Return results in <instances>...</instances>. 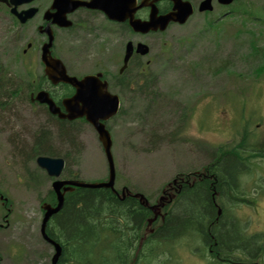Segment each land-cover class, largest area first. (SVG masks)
I'll return each mask as SVG.
<instances>
[{
  "label": "rangeland",
  "instance_id": "374dc122",
  "mask_svg": "<svg viewBox=\"0 0 264 264\" xmlns=\"http://www.w3.org/2000/svg\"><path fill=\"white\" fill-rule=\"evenodd\" d=\"M245 4L264 9V0ZM228 20L220 29L193 20L148 37L152 48L145 60H154L148 74L121 93L123 110L108 123L117 155L116 188L128 186L155 202L179 173L201 171L218 147L241 143L244 135L234 136L238 131L253 127L252 142L258 136L264 143V67L260 62L264 60V27L253 20L245 27L238 17L235 22ZM102 42L96 40L77 54L69 50L64 57L76 72L88 71L105 57ZM110 48L120 50V44L113 41ZM5 66L7 74L27 82V72L20 64ZM135 70L131 69V76ZM26 94L14 100L13 109L0 110V192L5 194L0 198V264H52L54 250L40 232L41 200L48 197L52 179L37 165L36 151L31 150L40 131L49 137L46 150L68 157L62 178L92 182L108 176V162L94 128L84 121L66 124L48 113L33 111ZM46 119L49 125L43 127ZM61 124L70 127L72 138L61 134ZM255 163L260 165L255 168L258 173L250 170L247 177H241L242 187L249 190L260 172L264 173V159H252ZM251 175L254 179H249ZM261 182L264 186V179ZM254 189L253 197L246 195L256 206L228 209L231 216H237L236 224L247 230L244 237L253 234L252 228L264 232V196L258 203L262 193ZM52 229L60 230L55 225ZM60 237L66 243L67 238ZM181 240L174 243L177 247L171 259L166 250L158 260L140 264H208L200 249L192 243L189 249L179 246ZM259 242L258 247H263L264 237ZM66 247L62 264H81L74 244L67 242ZM205 256L210 257L208 251Z\"/></svg>",
  "mask_w": 264,
  "mask_h": 264
},
{
  "label": "flooded vegetation",
  "instance_id": "af4514ba",
  "mask_svg": "<svg viewBox=\"0 0 264 264\" xmlns=\"http://www.w3.org/2000/svg\"><path fill=\"white\" fill-rule=\"evenodd\" d=\"M251 0H0V110L13 109L14 100L23 98L26 94L33 111L48 113L55 120L73 124L83 119L69 120L51 114L47 103L40 102L36 96L41 91H47L62 111L66 112L63 99L72 96L76 89L67 83L53 84L45 73L43 60L44 46L52 38L50 55L62 60L70 75L82 78L88 74H99L103 81H107L109 91L120 96V108L123 110L121 93L131 88L133 81L139 82L146 77L148 67L154 61L147 55L136 52L139 43L149 45V54L152 45L149 36L164 34L169 28L185 26L193 20H201L203 26H212L220 29L232 18L241 12L242 5ZM81 3L80 5H77ZM112 7V14L106 13L108 4ZM156 9L157 15L174 14L165 30H151L147 33L136 31L130 25V16L147 20ZM191 14L186 21L181 22L180 17L189 11ZM182 12V14H179ZM32 14V17L22 21L21 17ZM55 18L61 19L62 24ZM71 21L72 23L68 25ZM107 35L109 38H103ZM96 40L103 41L101 48L105 54L102 61L96 60L93 68L76 72L71 63L65 59L66 52L77 54L79 49H87L90 43ZM113 41L120 44V50L113 51L110 46ZM129 43L133 44L134 53L129 60L127 68L121 71L124 56ZM108 45V46H107ZM102 53V54H103ZM94 54V53H92ZM148 54V55H149ZM103 56V55H102ZM5 63L20 64L27 72V82L7 74ZM82 65V64H81ZM136 68L131 76L130 71ZM38 72V73H37ZM68 114V113H67ZM50 116V117H51ZM49 125L47 119L43 127ZM116 158V153L114 154ZM179 184L170 189L177 190ZM123 198L130 203L144 205L141 198L129 188L118 190ZM119 196V197H121ZM118 197V196H117ZM136 202V203H135ZM140 204V205H139ZM0 222V229H1ZM141 232V231H140Z\"/></svg>",
  "mask_w": 264,
  "mask_h": 264
},
{
  "label": "trees",
  "instance_id": "16d2710c",
  "mask_svg": "<svg viewBox=\"0 0 264 264\" xmlns=\"http://www.w3.org/2000/svg\"><path fill=\"white\" fill-rule=\"evenodd\" d=\"M0 92H4L1 87ZM60 128L63 136L73 137L70 127L65 128L61 124ZM35 139L32 151L52 153L50 148H44L49 137L40 131ZM226 153L235 151L228 149ZM221 162L220 169L216 166L212 168L217 173L219 184L222 176L233 178L239 166V161L231 155L224 156ZM48 200L55 202L53 191L49 192ZM136 204L117 198L110 189H77L66 195L63 209L49 229L56 240L64 235L67 238L65 244H74V252L81 264H139L143 260L153 261L164 255L172 242L186 236H190L195 243L199 239L207 245L210 243L212 257L233 263L230 257L234 254L232 252L240 247L244 249L246 244L254 241V238H242L231 219H223L221 226H218L214 200L205 183L186 185L176 207L167 210L163 220L158 219L151 225L154 232H143V242L137 237L141 236L139 231L144 227L148 229V220L153 212L148 206L139 204L138 207ZM53 225L60 229L58 233L51 228Z\"/></svg>",
  "mask_w": 264,
  "mask_h": 264
},
{
  "label": "water",
  "instance_id": "95a60500",
  "mask_svg": "<svg viewBox=\"0 0 264 264\" xmlns=\"http://www.w3.org/2000/svg\"><path fill=\"white\" fill-rule=\"evenodd\" d=\"M108 7L104 8L109 15L112 14V7L107 4ZM191 10L180 17V21H186L187 17L191 14ZM156 9H153V14L150 21H140L133 18L132 14L130 16L131 25L140 31H148L150 28H161L165 29L167 24L172 19H177L174 14H167L157 17ZM179 14H182L180 12ZM32 14L21 18L22 21H25L28 17H31ZM59 18H55L56 22H60ZM52 38L49 43L44 46L43 60L46 64V74L54 82H66L71 83L77 87V92L71 98L64 100V106L69 111V114H63L60 112V109L57 108L53 100L49 97V94L46 92H41L37 95V99L41 102H47L50 106V109L53 113H59L62 118L74 119L77 117H86V119L93 125L99 135V139L104 147L108 164H109V178L104 182H84L78 180H56L53 183V188L56 191L58 203L55 207L50 204H45L44 209H46L45 217L42 224V233L46 239L55 244L56 253L53 257V264H57L60 255L62 253V247L59 243L50 239L46 234V226L49 218L58 213L63 205L65 199V193L68 191L74 190L75 187H86V188H113L115 185L116 178V169L115 162L112 154V136L109 130L106 128L105 122L107 119L115 115L119 108V97L118 95L112 94L106 90V83H102L97 76L88 75L82 80H79L75 76H70L67 73V70L61 60L53 58L50 55ZM147 48L143 49L142 52L145 53ZM132 53V48L128 49L127 55L125 57V65L129 60V57ZM38 164L47 170L50 176L59 177L61 176L65 168V160L63 158H54L48 156H40L38 158ZM63 189V190H62ZM141 198L144 199V195L141 194ZM146 199V198H145ZM166 197L162 196L160 203L155 206H151L152 210L155 212V217L150 220V223L157 218L161 212V207L165 205ZM146 204H149V201L146 199Z\"/></svg>",
  "mask_w": 264,
  "mask_h": 264
}]
</instances>
